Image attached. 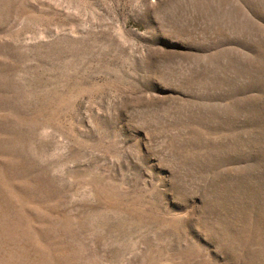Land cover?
Listing matches in <instances>:
<instances>
[{"label": "rangeland", "instance_id": "1", "mask_svg": "<svg viewBox=\"0 0 264 264\" xmlns=\"http://www.w3.org/2000/svg\"><path fill=\"white\" fill-rule=\"evenodd\" d=\"M0 264H264V0H0Z\"/></svg>", "mask_w": 264, "mask_h": 264}]
</instances>
